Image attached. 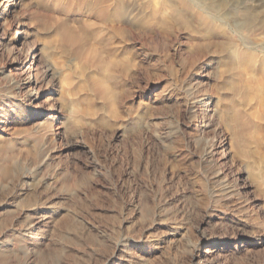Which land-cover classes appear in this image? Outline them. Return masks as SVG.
I'll list each match as a JSON object with an SVG mask.
<instances>
[{
    "label": "rangeland",
    "instance_id": "374dc122",
    "mask_svg": "<svg viewBox=\"0 0 264 264\" xmlns=\"http://www.w3.org/2000/svg\"><path fill=\"white\" fill-rule=\"evenodd\" d=\"M117 1L0 0V264H264V0Z\"/></svg>",
    "mask_w": 264,
    "mask_h": 264
},
{
    "label": "bare ground",
    "instance_id": "6f19581e",
    "mask_svg": "<svg viewBox=\"0 0 264 264\" xmlns=\"http://www.w3.org/2000/svg\"><path fill=\"white\" fill-rule=\"evenodd\" d=\"M117 5H115L116 9L114 11V13H116L118 15V17L120 18L119 21L123 20L124 22L127 21V17H128V12H127V4L124 0H118ZM114 7V6H113ZM103 14L100 12V15ZM104 15V14H103ZM1 16V15H0ZM123 23V22H122ZM37 48V47H36ZM5 49V48H4ZM35 58V57H34ZM32 76V75H31ZM34 79V78H33ZM32 82V78L29 76L28 78L24 79L22 82V85L24 87H27L30 85V83ZM34 83V82H33ZM53 118H50L49 121H51Z\"/></svg>",
    "mask_w": 264,
    "mask_h": 264
}]
</instances>
